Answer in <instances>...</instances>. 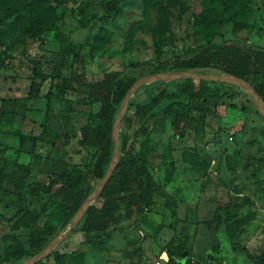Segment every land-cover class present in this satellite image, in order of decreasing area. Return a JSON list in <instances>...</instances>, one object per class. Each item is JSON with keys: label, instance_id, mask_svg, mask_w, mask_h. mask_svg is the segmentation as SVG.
Masks as SVG:
<instances>
[{"label": "rangeland", "instance_id": "1", "mask_svg": "<svg viewBox=\"0 0 264 264\" xmlns=\"http://www.w3.org/2000/svg\"><path fill=\"white\" fill-rule=\"evenodd\" d=\"M105 1L64 0L59 13L48 0H0V97L26 96L33 60L43 72L52 74L53 82L70 76V59L65 61L58 53L60 34L83 45L87 81L121 69L129 76L150 75L143 65L154 61L156 48L170 62L174 51L203 44L207 37L264 48V0H245L246 7L237 17L244 25L237 30L225 24L231 0H156L147 7L146 0H125L119 13L107 21L103 19ZM216 10H221L217 18L221 25L213 36ZM181 85L182 79L144 84L132 98L135 104L142 103L162 89L177 93ZM48 87L49 81L44 82L41 92ZM209 87L207 99L217 106L199 123L202 128L190 127L178 135L162 111H157L150 120L149 135L132 138L137 155L148 163L158 182L154 205L143 211L138 223L114 231L106 244L83 242L78 232L69 234L61 247L67 253L63 264H154L162 246L171 240L174 247L191 250V262L209 261L206 256L219 241L227 264H251L232 249L223 228L214 221L216 214L224 222L229 219L236 247L246 248L259 256L258 264H264V118L244 89L222 82L209 83ZM72 89L64 102L30 100L24 118H0V157L8 161L5 181L36 179L56 160L89 170L92 148H79L75 141L57 149L43 143L20 146L13 134L37 135L43 124L62 133L70 122L75 127L84 124L88 110L97 107L84 102L83 86L74 84ZM3 146L9 149L3 152ZM170 164L174 172L168 180ZM5 181L0 185V234L9 228L7 219L20 204ZM167 200L176 211V220L165 205ZM21 240L26 242V236ZM78 247L83 257L71 254ZM41 261L55 264L48 257Z\"/></svg>", "mask_w": 264, "mask_h": 264}, {"label": "trees", "instance_id": "2", "mask_svg": "<svg viewBox=\"0 0 264 264\" xmlns=\"http://www.w3.org/2000/svg\"><path fill=\"white\" fill-rule=\"evenodd\" d=\"M48 1L54 5V10L62 12L61 3L64 0ZM124 1L106 0L102 4L103 19L106 21L113 19L121 10ZM151 2L156 3V0H146V4L148 3L146 7ZM245 7V0H231L225 24L236 30L240 29L244 24L237 20V17ZM220 11L214 12L216 24L211 30L213 36L221 25L217 19ZM59 37L58 53L65 61L70 59L68 65L70 76L64 77L61 83L53 82L52 74L43 72L39 62L33 60V75L26 96L0 97V118L16 115L24 118L30 109L28 106L30 100L64 102L68 92L73 90L74 84L83 86L84 102L91 107H97L95 110H88L84 124L75 127L70 122L62 133L54 132L43 124L41 132L37 135H24L19 131H14L13 134L20 146L25 143L31 145L43 143L57 149L75 141L79 148H92L89 170L85 171L80 164L56 160L52 168L36 179L9 182L5 181L4 172L8 161L4 156L0 157V185L4 181L8 182L9 190L20 200L17 209L12 210V216L7 219L9 228L0 234V264L23 263L43 250L60 232L69 228L78 208L107 170L113 152L111 130L114 120L126 92L140 78L136 75L129 76L121 69L108 71L100 79L87 81L85 78L87 54L82 50L83 45L75 44L64 34H60ZM162 54V50L156 48L154 61L143 65L148 68L149 74L208 69L232 74L248 81L264 101L263 47L253 44H227L207 37L203 44L174 51L170 62L163 60ZM2 64L3 60L0 57V67ZM139 66L142 65L130 64V67L134 68ZM46 81H49V87L42 93L41 85ZM209 83L215 82L185 78L182 79V85L177 93H169L168 90L162 89L147 101L137 104L131 98L127 112L132 108L134 111L128 120L125 118L122 122L118 165L99 197L87 208L82 220L71 233H80L83 242L86 243L106 244L111 240L114 231L127 229L139 222L143 211L154 205L159 187L148 163L137 155L132 138L149 135L150 120L157 111H162L163 117L169 121L171 128L178 135H183L190 127L202 128L199 123H204L205 116L214 112L217 106L216 102L207 99ZM77 102L79 103L76 101L75 104ZM175 103L178 106L173 107ZM254 109L260 114L256 106ZM3 147V152L9 149V146ZM173 172L174 165L170 164L166 170L168 180L172 179ZM165 205L170 209L171 218L176 220L177 214L171 209L170 201L167 200ZM214 221L223 228L230 246L236 253L243 255L251 264H258L259 256L251 254L246 248L236 247L227 226L229 219L224 222L220 214H216ZM23 236H26V242L21 240ZM63 244L64 241L48 256L55 264H63L67 256V253L61 250ZM162 250L168 254V261L165 264H191V250L174 247L173 240L163 245L160 251ZM71 254L84 256L80 247L71 251ZM206 258L209 261L201 263L217 264L222 260L227 264L219 241L214 247V252L208 254ZM42 263L40 261L36 264Z\"/></svg>", "mask_w": 264, "mask_h": 264}, {"label": "water", "instance_id": "3", "mask_svg": "<svg viewBox=\"0 0 264 264\" xmlns=\"http://www.w3.org/2000/svg\"><path fill=\"white\" fill-rule=\"evenodd\" d=\"M197 79V80H204L208 82H222L228 83L239 88L244 89L252 98L258 112L264 118V101L258 95L255 88L246 80L241 79L237 76L232 74H204L200 73L197 70H182V71H169V72H161L156 74H150L138 78L128 89L126 92L119 110L117 112L116 118L114 120L111 136L113 140V152L111 156V161L107 167V170L104 173V176L100 179V181L96 184L94 189L91 193L86 197L83 203L78 208L77 212L72 218L69 228L65 232H60L43 250L39 253L33 255L32 257L28 258L21 264H36L39 261L43 260L44 258L48 257L51 252L59 246V244L64 241L69 234L78 226L80 221L82 220L83 216L87 208L91 205V203L96 200L103 188L108 183L109 179L111 178L113 172L115 171L118 162H119V155H120V129L124 119V116L128 110L129 102L135 92L144 84L157 82V81H170V80H179V79Z\"/></svg>", "mask_w": 264, "mask_h": 264}, {"label": "built area", "instance_id": "4", "mask_svg": "<svg viewBox=\"0 0 264 264\" xmlns=\"http://www.w3.org/2000/svg\"><path fill=\"white\" fill-rule=\"evenodd\" d=\"M167 261H168V254L165 250H162L158 253V256L154 261V264H165ZM191 264H203V263L192 261Z\"/></svg>", "mask_w": 264, "mask_h": 264}]
</instances>
